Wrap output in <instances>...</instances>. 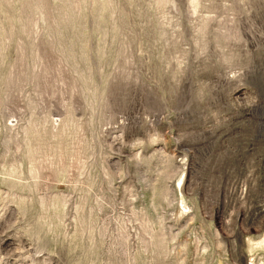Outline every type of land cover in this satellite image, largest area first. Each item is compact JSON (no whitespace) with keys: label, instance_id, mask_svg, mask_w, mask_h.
I'll use <instances>...</instances> for the list:
<instances>
[{"label":"rangeland","instance_id":"374dc122","mask_svg":"<svg viewBox=\"0 0 264 264\" xmlns=\"http://www.w3.org/2000/svg\"><path fill=\"white\" fill-rule=\"evenodd\" d=\"M0 264H264V0H0Z\"/></svg>","mask_w":264,"mask_h":264}]
</instances>
